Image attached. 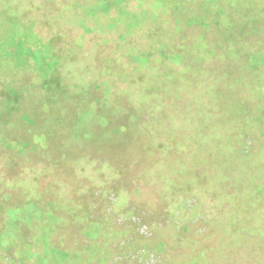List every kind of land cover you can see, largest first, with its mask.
<instances>
[{
	"label": "rangeland",
	"instance_id": "374dc122",
	"mask_svg": "<svg viewBox=\"0 0 264 264\" xmlns=\"http://www.w3.org/2000/svg\"><path fill=\"white\" fill-rule=\"evenodd\" d=\"M158 2L0 0L2 55L23 30L61 55L50 85L0 63V264H264V64L245 93Z\"/></svg>",
	"mask_w": 264,
	"mask_h": 264
},
{
	"label": "trees",
	"instance_id": "16d2710c",
	"mask_svg": "<svg viewBox=\"0 0 264 264\" xmlns=\"http://www.w3.org/2000/svg\"><path fill=\"white\" fill-rule=\"evenodd\" d=\"M123 8L116 9L118 16L109 24L110 29H124L126 34L128 33L127 36L140 32L152 42V46H159L160 52L168 48V44L162 43L159 38L161 36L159 28L152 30L149 28V23L142 25L145 20L148 21L147 18L139 20L136 13ZM172 8L176 9L173 17V32L185 35V39L189 42L185 43L189 47L188 52L193 54L202 48L220 59L238 60L249 64L253 71L246 73L241 71L238 75L244 92L251 96L256 95L258 72L254 68L264 64V0H213L209 5L202 0H159L153 12L155 11L156 18L161 19L162 15L170 14ZM123 12L130 13L123 16ZM188 30H194L190 37ZM30 34L24 30L20 32L17 40L25 44V49L3 55L0 53V63L10 69H14L15 65V70L18 64H21L18 70L30 71L41 76L46 85H50L54 82L52 74L61 57L59 59L53 56L51 53L53 48L49 43H44L37 34L32 32ZM257 34H262V41L256 39ZM251 36H254L253 41ZM29 37L32 38L31 42L28 41ZM250 44H259L258 49L251 54L248 52ZM215 48L218 50L216 51ZM140 55L148 58L151 53L144 52ZM160 56L161 61L170 57ZM179 56L183 58L182 55Z\"/></svg>",
	"mask_w": 264,
	"mask_h": 264
},
{
	"label": "flooded vegetation",
	"instance_id": "af4514ba",
	"mask_svg": "<svg viewBox=\"0 0 264 264\" xmlns=\"http://www.w3.org/2000/svg\"><path fill=\"white\" fill-rule=\"evenodd\" d=\"M58 51H60V50H56V48H54L51 51V53H52L53 56H56V58H59L60 59L61 55H60V53Z\"/></svg>",
	"mask_w": 264,
	"mask_h": 264
}]
</instances>
